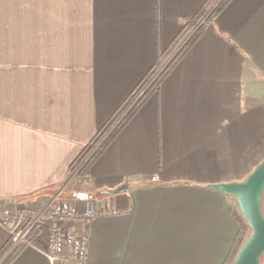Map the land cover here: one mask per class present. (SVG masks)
Masks as SVG:
<instances>
[{
	"label": "crops",
	"instance_id": "obj_1",
	"mask_svg": "<svg viewBox=\"0 0 264 264\" xmlns=\"http://www.w3.org/2000/svg\"><path fill=\"white\" fill-rule=\"evenodd\" d=\"M204 1L0 0V248L4 206L37 211L60 191ZM263 160L264 0H230L76 184L68 201L82 206L86 193L107 212L87 228L83 262L54 264H224L234 198L209 185L242 181ZM50 225L9 264H48Z\"/></svg>",
	"mask_w": 264,
	"mask_h": 264
},
{
	"label": "trees",
	"instance_id": "obj_2",
	"mask_svg": "<svg viewBox=\"0 0 264 264\" xmlns=\"http://www.w3.org/2000/svg\"><path fill=\"white\" fill-rule=\"evenodd\" d=\"M229 1L230 0H205L192 17L183 22L179 33L171 42L163 50L158 51L156 60L152 66L147 69L120 106L102 124L91 139L83 146L77 157L71 162L68 175L78 168L76 178L77 184L80 185L87 182L89 169L92 163L99 157L143 103L152 94L158 91L163 79L170 73L175 64L183 57L193 42L198 38L204 25L211 21ZM204 16L205 18L200 22ZM186 38L187 40L184 42ZM230 211L236 221L238 231L232 250L224 264L232 263L240 245L251 231L247 222L241 216L240 209L235 200L233 204L230 205ZM36 233L37 231L34 232L33 236H35ZM9 245L10 240L0 248V264H9L23 247H25V245H20L8 252ZM263 258L264 254H262L260 258V264Z\"/></svg>",
	"mask_w": 264,
	"mask_h": 264
},
{
	"label": "built area",
	"instance_id": "obj_3",
	"mask_svg": "<svg viewBox=\"0 0 264 264\" xmlns=\"http://www.w3.org/2000/svg\"><path fill=\"white\" fill-rule=\"evenodd\" d=\"M78 168L66 178L63 187L37 211L28 205L18 202L8 203L3 209L1 224L10 238V251L20 245H28L34 238L33 234L51 221L45 242V254L48 264L81 263L88 253L90 236L87 228L96 214H106V210L97 212L94 201L85 198L83 205L78 206L62 198L63 191L77 178ZM155 180L154 177L151 178ZM81 223L83 230L77 232L75 224Z\"/></svg>",
	"mask_w": 264,
	"mask_h": 264
},
{
	"label": "water",
	"instance_id": "obj_4",
	"mask_svg": "<svg viewBox=\"0 0 264 264\" xmlns=\"http://www.w3.org/2000/svg\"><path fill=\"white\" fill-rule=\"evenodd\" d=\"M126 186L122 185L106 193L115 194ZM210 188L221 191L234 198L240 209L241 216L250 227V234L240 245L231 264H260L264 254V160L256 165L242 181L216 183ZM79 198H87L88 194L81 193Z\"/></svg>",
	"mask_w": 264,
	"mask_h": 264
},
{
	"label": "rangeland",
	"instance_id": "obj_5",
	"mask_svg": "<svg viewBox=\"0 0 264 264\" xmlns=\"http://www.w3.org/2000/svg\"><path fill=\"white\" fill-rule=\"evenodd\" d=\"M76 184H77L76 183V180L72 181V183L70 184V186L63 191V194H64V198L65 199L70 200V197H74V195L76 194V192L78 191V189L82 188L80 186H77ZM262 208H263V214H264V193H263V205H262ZM9 240H10V238H9ZM9 251H10V247L8 249V252Z\"/></svg>",
	"mask_w": 264,
	"mask_h": 264
}]
</instances>
